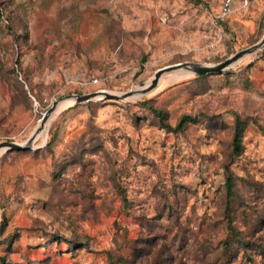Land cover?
<instances>
[{
  "label": "rangeland",
  "instance_id": "1",
  "mask_svg": "<svg viewBox=\"0 0 264 264\" xmlns=\"http://www.w3.org/2000/svg\"><path fill=\"white\" fill-rule=\"evenodd\" d=\"M225 1L0 0V142L26 141L71 94L126 92L260 41L264 0H231L219 18ZM252 54L222 72H165L139 97L68 102L45 141L2 153L0 264H264V48ZM145 100L173 126L198 121L168 130Z\"/></svg>",
  "mask_w": 264,
  "mask_h": 264
},
{
  "label": "water",
  "instance_id": "2",
  "mask_svg": "<svg viewBox=\"0 0 264 264\" xmlns=\"http://www.w3.org/2000/svg\"><path fill=\"white\" fill-rule=\"evenodd\" d=\"M264 48V37L256 42L255 44L242 49L233 55L229 56L225 60L217 63V64H201L195 62H178L172 65H168L166 67L161 68L155 74V77L147 83V85H143L142 87H134L126 92L115 93L107 90H97L93 92H88L85 94H71L64 99L71 100L75 103H82L84 101H89L91 99H105V98H113V99H124L129 96H133L136 94L144 95L149 92L161 79L163 73L168 71H182L183 73H195V74H207L213 72H222L226 70L230 65H233L235 62L242 59L244 56L248 54H252L258 52L260 49ZM56 100L53 102L51 108L47 113L43 115V118L35 129V131L31 134V136L24 142L13 141V140H4L0 142V152H8L12 150H25L34 148V144L37 138L38 133L44 128L47 120L58 111L57 107L59 103L64 100Z\"/></svg>",
  "mask_w": 264,
  "mask_h": 264
},
{
  "label": "trees",
  "instance_id": "3",
  "mask_svg": "<svg viewBox=\"0 0 264 264\" xmlns=\"http://www.w3.org/2000/svg\"><path fill=\"white\" fill-rule=\"evenodd\" d=\"M144 103L150 107V109L157 114L160 117V122L162 124V127L168 129V130H183L189 123H195L198 121V116L192 115V114H183L177 124L173 126L170 122L166 120V112L158 107H155L153 104H151L150 101L145 100ZM248 121L246 119H243V117L238 116L235 121V130H234V135H233V151H232V158L236 155H239L242 153L244 145H243V137H244V132L245 128L247 125ZM227 170V179H226V190H227V197L229 198V201L233 197L237 196V190H236V180L233 177L230 164H227L226 166ZM231 232H233V236L235 237L236 240H239L242 242L244 245L247 243H250L251 245H256L255 240H252L251 238L246 239L241 236L240 233L235 229L234 226H231ZM60 239V235L54 234V237L52 238L53 241H58ZM231 244V241H227L225 243V246L227 249H229ZM79 245V244H78ZM261 246V244H260ZM263 252H264V246H263ZM110 256V254H109ZM141 253H136L134 258L132 260V264H136L137 261L140 259ZM3 264H9L7 259L5 257H1ZM119 259L114 258V256L111 254V263L117 262ZM121 262H117L119 264ZM124 264V263H122ZM126 264V263H125Z\"/></svg>",
  "mask_w": 264,
  "mask_h": 264
},
{
  "label": "bare ground",
  "instance_id": "4",
  "mask_svg": "<svg viewBox=\"0 0 264 264\" xmlns=\"http://www.w3.org/2000/svg\"><path fill=\"white\" fill-rule=\"evenodd\" d=\"M253 55H254V54H248V55L244 56L242 59H240L239 61L235 62L234 64H237L238 62H240V61H242V60H244V59H246V58H248V57H251V56H253ZM161 78H162V77H161ZM149 81H150V80H149ZM145 85H147V83H146ZM142 86H143V85L137 86V88H138V87H142ZM139 96H141V95H139V94L133 95V97H139ZM68 102H72V101H71V100H68V99H64V100H62V101L59 103L57 109H60L63 105H65V104L68 103ZM58 111H59V110H58ZM51 118H52V116L47 120V122L45 123L44 128L38 133L36 140H39L40 137H41V138H44V141H45L46 133H47V132H46L47 125H48L49 122L51 121ZM34 145H35V144H34ZM2 153H3V152H0V155H1Z\"/></svg>",
  "mask_w": 264,
  "mask_h": 264
},
{
  "label": "built area",
  "instance_id": "5",
  "mask_svg": "<svg viewBox=\"0 0 264 264\" xmlns=\"http://www.w3.org/2000/svg\"><path fill=\"white\" fill-rule=\"evenodd\" d=\"M231 10V0H226L225 3L223 4L221 13L219 14V18L225 17Z\"/></svg>",
  "mask_w": 264,
  "mask_h": 264
}]
</instances>
